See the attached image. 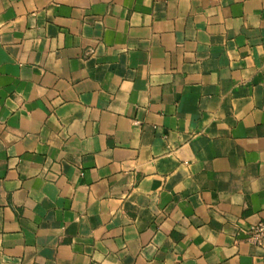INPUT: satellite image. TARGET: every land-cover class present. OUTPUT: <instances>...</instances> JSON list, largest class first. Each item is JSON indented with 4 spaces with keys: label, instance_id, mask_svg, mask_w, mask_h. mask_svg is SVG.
<instances>
[{
    "label": "crops",
    "instance_id": "obj_1",
    "mask_svg": "<svg viewBox=\"0 0 264 264\" xmlns=\"http://www.w3.org/2000/svg\"><path fill=\"white\" fill-rule=\"evenodd\" d=\"M264 0H0V264H264Z\"/></svg>",
    "mask_w": 264,
    "mask_h": 264
},
{
    "label": "built area",
    "instance_id": "obj_2",
    "mask_svg": "<svg viewBox=\"0 0 264 264\" xmlns=\"http://www.w3.org/2000/svg\"><path fill=\"white\" fill-rule=\"evenodd\" d=\"M248 239L256 245L264 243V220L251 224L244 231Z\"/></svg>",
    "mask_w": 264,
    "mask_h": 264
}]
</instances>
